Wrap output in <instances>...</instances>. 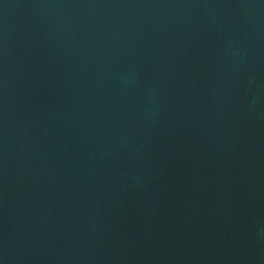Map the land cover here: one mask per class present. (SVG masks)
Returning <instances> with one entry per match:
<instances>
[{
	"label": "water",
	"instance_id": "1",
	"mask_svg": "<svg viewBox=\"0 0 264 264\" xmlns=\"http://www.w3.org/2000/svg\"><path fill=\"white\" fill-rule=\"evenodd\" d=\"M0 264H264V0H0Z\"/></svg>",
	"mask_w": 264,
	"mask_h": 264
}]
</instances>
